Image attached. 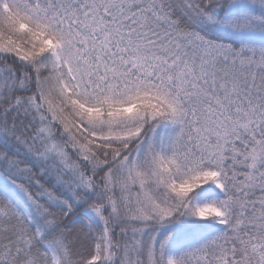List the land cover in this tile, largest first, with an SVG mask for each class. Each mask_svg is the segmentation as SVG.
Listing matches in <instances>:
<instances>
[{
	"label": "snow or ice",
	"instance_id": "1",
	"mask_svg": "<svg viewBox=\"0 0 264 264\" xmlns=\"http://www.w3.org/2000/svg\"><path fill=\"white\" fill-rule=\"evenodd\" d=\"M0 264H264V0H0Z\"/></svg>",
	"mask_w": 264,
	"mask_h": 264
}]
</instances>
